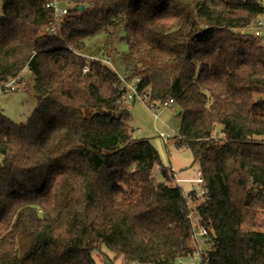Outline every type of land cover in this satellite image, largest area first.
<instances>
[{"label": "trees", "instance_id": "1", "mask_svg": "<svg viewBox=\"0 0 264 264\" xmlns=\"http://www.w3.org/2000/svg\"><path fill=\"white\" fill-rule=\"evenodd\" d=\"M1 1L0 84L29 69L36 107L25 124L0 110V264H97L102 246L179 264L198 250L192 210L210 235L199 264H264V44L247 30L263 2L57 0L50 35L52 0ZM118 39L124 81L104 55ZM135 79L148 106H178L201 195L134 137Z\"/></svg>", "mask_w": 264, "mask_h": 264}, {"label": "rangeland", "instance_id": "2", "mask_svg": "<svg viewBox=\"0 0 264 264\" xmlns=\"http://www.w3.org/2000/svg\"><path fill=\"white\" fill-rule=\"evenodd\" d=\"M1 4L2 1L0 0V14ZM58 4L60 6L64 5L61 1H58ZM126 48V42L118 39L104 50V55H108V57L105 58L107 59L105 61L111 66V68L119 73L122 79H124L123 75L125 74V68L120 63L119 57L120 52L125 51ZM21 76L22 81L25 83L24 88H19L8 93L0 92V110L11 120H14L19 124H25L36 107V98L33 91V74L29 69H25ZM130 111V123L134 129V137L145 138L152 143L159 152L161 165L165 167L172 166L177 171V177L185 179L196 178L199 166L197 163L193 162V156L190 149L187 147H176L174 144L176 139L164 141L160 135L161 133L177 134L181 121V115L178 113V106L176 104H171L169 106L160 104L155 110L151 109L144 101H136L130 104ZM153 112L157 114V118L154 117ZM2 162L3 157L0 155V164ZM160 167L161 166H156L152 171V178L156 181L164 180L160 174ZM174 178L175 176L173 175L172 182L176 183ZM179 185L182 187L188 198L189 191L191 190H195L197 195H201L202 185L196 181H182ZM188 201L192 207L193 202L189 199ZM190 215L192 216L194 230L197 232V220L193 210ZM262 230L264 231V226L262 227ZM198 240L199 245H196L198 246V250L195 255L191 258H184L179 264H199L200 252L206 250L209 244L200 236H198ZM93 257L97 264H124L122 257L115 258L105 246H102L100 251H95Z\"/></svg>", "mask_w": 264, "mask_h": 264}, {"label": "built area", "instance_id": "3", "mask_svg": "<svg viewBox=\"0 0 264 264\" xmlns=\"http://www.w3.org/2000/svg\"><path fill=\"white\" fill-rule=\"evenodd\" d=\"M263 2V8H264V0H261ZM47 6H50L53 9L54 12V22L53 24L48 28V33L50 35H55L57 33V22L60 20L61 17H63L67 13V7L62 5L60 6L58 4L57 0H52L50 3L47 4ZM248 31L257 38H260L261 41L264 43V9L263 13L256 18L254 21L253 25H251L248 29ZM88 69L87 66L84 67V71ZM122 79V78H121ZM124 81V79H122ZM137 79H135L132 82L125 83L126 84V92L124 94L123 100L126 101L128 104L134 103L136 101H146L147 96L140 93L137 89L136 85ZM25 83L22 81L20 77H14L10 79L7 82H4L0 84V92L8 93L11 91H15L19 88H24ZM163 104L164 106H169L171 104H174L173 98H168L165 101H159L155 100L153 103L149 106L151 109H157L158 105ZM154 117L157 118V114L153 112ZM161 137L163 138L164 141H169L176 139V133L169 134V133H161ZM173 175L175 176L174 180L177 184H179L182 181H196L198 183L202 182L201 178V172L200 170L197 173V177L193 179H185L181 177H177L175 170L171 168ZM204 190H201V193H203ZM191 214V213H190ZM191 216V215H190ZM192 217V216H191ZM194 226V225H193ZM194 229V227H193ZM198 236L202 237L204 241H208L210 239V235L206 229H204L201 226H198V231L196 232L194 230V235H193V241L195 246L199 245V240Z\"/></svg>", "mask_w": 264, "mask_h": 264}, {"label": "crops", "instance_id": "4", "mask_svg": "<svg viewBox=\"0 0 264 264\" xmlns=\"http://www.w3.org/2000/svg\"><path fill=\"white\" fill-rule=\"evenodd\" d=\"M171 167H172V166H171ZM172 169L176 171V169H174L173 167H172ZM176 172H177V171H176Z\"/></svg>", "mask_w": 264, "mask_h": 264}]
</instances>
